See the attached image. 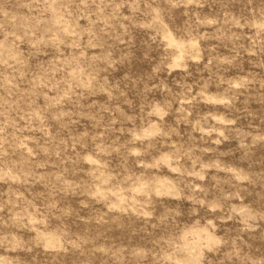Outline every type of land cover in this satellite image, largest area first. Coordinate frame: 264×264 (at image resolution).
Instances as JSON below:
<instances>
[{
    "label": "rangeland",
    "instance_id": "1",
    "mask_svg": "<svg viewBox=\"0 0 264 264\" xmlns=\"http://www.w3.org/2000/svg\"><path fill=\"white\" fill-rule=\"evenodd\" d=\"M259 260L264 0H0V264Z\"/></svg>",
    "mask_w": 264,
    "mask_h": 264
},
{
    "label": "clouds",
    "instance_id": "2",
    "mask_svg": "<svg viewBox=\"0 0 264 264\" xmlns=\"http://www.w3.org/2000/svg\"><path fill=\"white\" fill-rule=\"evenodd\" d=\"M166 2H171V0H166ZM219 141H217L218 143ZM201 179H203V177H200ZM212 208V210L216 209V205H211L210 206ZM211 251V249H209ZM233 255H237L238 256V252H234ZM185 264H189V262H185ZM251 264H264V260H259V261H252Z\"/></svg>",
    "mask_w": 264,
    "mask_h": 264
}]
</instances>
